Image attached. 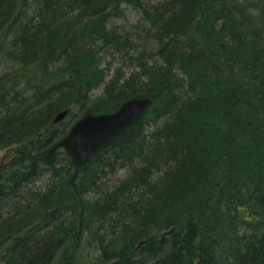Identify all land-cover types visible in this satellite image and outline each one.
Segmentation results:
<instances>
[{"label":"trees","instance_id":"16d2710c","mask_svg":"<svg viewBox=\"0 0 264 264\" xmlns=\"http://www.w3.org/2000/svg\"><path fill=\"white\" fill-rule=\"evenodd\" d=\"M124 5L141 19L120 30ZM104 53L138 71L108 80ZM3 54L15 70L0 75V149L24 147L0 174V264H75L105 223L119 229L99 239L105 263L264 264V0H0ZM148 96L79 168L51 153L70 128L54 114ZM108 169L129 171L113 192Z\"/></svg>","mask_w":264,"mask_h":264},{"label":"rangeland","instance_id":"374dc122","mask_svg":"<svg viewBox=\"0 0 264 264\" xmlns=\"http://www.w3.org/2000/svg\"><path fill=\"white\" fill-rule=\"evenodd\" d=\"M122 9H123L124 15L118 18H112L110 20L111 26L117 27L118 29L123 30L125 27H130L133 24H137L140 21L141 15L139 11H136L133 8L128 7L126 5H124ZM139 51L140 52L143 51L142 48H140ZM113 54L114 53H104L101 57V60H102L101 67L108 70L107 71L109 74L107 78L108 80H110L113 77L116 69H121V71L124 72L126 77L131 75L134 71H138L137 63L133 61L132 59H130V57L126 56L124 58V57H121L122 55L118 56V55H115V54L113 55ZM7 55L3 54L1 57V59L4 61L0 64V75L7 74L8 72L15 70L14 68L15 64L12 61H8L6 59V57H8ZM27 77L29 78L30 76H27ZM20 80L22 82V85H24V83L32 85L33 83L31 81H26L27 78L25 76H22ZM33 86L34 85H32L31 87L32 91H33ZM23 88L24 86L21 87V89ZM103 94H104V87H101L95 90L92 93L91 97L92 99L95 100L96 98H100ZM125 101L126 100H124L119 105L118 109ZM70 111H71L70 117L64 120V122L62 121L60 123H57L56 129L58 130V132L59 130L63 128V125H66V124L70 126L69 128L70 130L72 126L86 114L85 112H82V110L78 108L77 106L70 109ZM46 112L47 110H45L43 114L46 115ZM56 115L57 114H54L52 118L56 117ZM22 147L24 146L14 144L10 147H5L3 149H0V174L2 173V171L4 172V168L6 167V164L13 157L17 155V153L19 152V149H21ZM128 173H129L128 170L127 171L120 170L117 173L112 174L111 171L108 169L105 171L103 175H101V176H105V178H103L100 182L103 184V188L106 191L113 192L115 187L119 185L120 181L125 179ZM157 177H159V175H155L153 179L156 180ZM50 184H51L50 177L48 175H44L41 179H39L36 183H34L32 186L29 187L27 191V195L33 192H42L45 189H47V187ZM97 197L99 196L92 193L88 195L87 200L94 201L95 199H97ZM117 230H119L118 227H115V225L111 226L110 224H107V223H105L104 227L93 225L92 231L88 232V234L85 235L84 240H82V242L80 243V248L77 250L76 253H74L75 264H111V263H105V260L103 258L104 256L103 250L100 246L101 243H99V239L105 238L108 241L111 237H113L112 233ZM199 261H200V258L196 257L195 263L198 264ZM202 264H203V261H202ZM227 264H230V260L228 261Z\"/></svg>","mask_w":264,"mask_h":264},{"label":"water","instance_id":"95a60500","mask_svg":"<svg viewBox=\"0 0 264 264\" xmlns=\"http://www.w3.org/2000/svg\"><path fill=\"white\" fill-rule=\"evenodd\" d=\"M153 105L152 97H135L126 100L118 110L110 113L85 114L69 130L66 137L59 140L51 153L63 149L70 158L73 166L79 168L91 155L98 150L119 130L131 125L143 116ZM69 111H62L56 115L53 123L65 120ZM173 229L161 236L171 234ZM145 241L138 244L140 248ZM198 264H202L200 256ZM112 264H118L117 261Z\"/></svg>","mask_w":264,"mask_h":264}]
</instances>
